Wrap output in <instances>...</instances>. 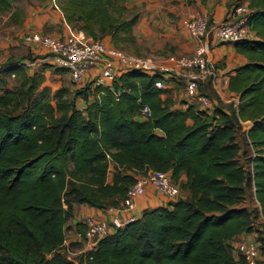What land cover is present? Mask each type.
<instances>
[{
	"label": "trees",
	"instance_id": "trees-1",
	"mask_svg": "<svg viewBox=\"0 0 264 264\" xmlns=\"http://www.w3.org/2000/svg\"><path fill=\"white\" fill-rule=\"evenodd\" d=\"M15 2L0 0V14L22 22ZM56 3L66 22L94 39L136 44L140 15L127 0ZM249 5L254 35L234 43L247 62L229 73L238 106L219 101L208 111L195 100L174 107L169 88L156 86L170 78L159 72L127 70L106 85L88 81L51 95L47 88L36 94L42 76L22 62L0 68V264H244L235 239L256 234V218L264 219V0ZM9 72L21 73V87H7ZM201 89L215 97L209 82ZM145 105L150 115L140 118ZM243 121L252 122L247 131ZM240 135L252 151L249 166L241 161ZM148 169L171 171L180 197L144 209L68 257L75 204L121 206ZM248 188L258 208L246 203ZM74 227L84 234L82 221ZM256 239L264 263V237Z\"/></svg>",
	"mask_w": 264,
	"mask_h": 264
},
{
	"label": "built area",
	"instance_id": "built-area-1",
	"mask_svg": "<svg viewBox=\"0 0 264 264\" xmlns=\"http://www.w3.org/2000/svg\"><path fill=\"white\" fill-rule=\"evenodd\" d=\"M52 6L59 10L56 0H52ZM250 15L249 2L238 0L228 9L225 20L215 26L210 25L208 12H199L187 17L186 29L195 41L194 53H172L166 58L126 52L103 39H94L83 30L72 27L66 20L64 32L60 35L30 30L25 34L24 40L31 46H42L49 53L48 58L53 63L67 69L76 87H81L88 81L106 85L122 72L132 69L149 74L159 72L166 76L176 75L181 78L188 96L195 99L201 109L212 111L219 101L238 106L240 98L237 92L229 88V73L221 71L216 61L209 56L210 34L214 32L213 35L215 34L217 38L230 43L252 37L254 32ZM88 71L91 72L88 73ZM207 82L215 91V97L201 91V85ZM156 86H166L165 81L157 80ZM138 115L140 118L149 116L148 106H143ZM244 124H247L244 129L247 131L252 122L243 121ZM147 184L155 185L174 200L180 197V185L173 179L171 171L148 169L146 173L138 174L137 180L127 189L121 206L116 208L135 209L137 197L145 192ZM114 210L116 209L104 210L105 217L96 215L83 217L84 234L82 236L89 247L87 249L95 247L100 238L137 217V213H134L122 218ZM235 251L244 258V264H261L260 242L256 238L236 241Z\"/></svg>",
	"mask_w": 264,
	"mask_h": 264
},
{
	"label": "crops",
	"instance_id": "crops-1",
	"mask_svg": "<svg viewBox=\"0 0 264 264\" xmlns=\"http://www.w3.org/2000/svg\"><path fill=\"white\" fill-rule=\"evenodd\" d=\"M237 1L238 0H195L189 2L188 0H127L126 4L129 7L135 4L137 12L140 15L134 26V33L138 35H152V30H150L152 28L149 29V27H152L150 24L159 25L165 28L164 31L168 34L171 41H173L174 45L178 46L176 53L193 54L195 51V41L187 32V17L199 12H210L212 25L215 26L225 20L228 9ZM246 1L249 2V0ZM64 21L63 14H61L59 10L53 9L51 1L46 7L43 5L38 12H34L33 10L26 12L22 23L24 22L25 28H29V30H38L44 33L48 32L50 34L60 35L64 32ZM160 21L164 25H162ZM58 23L62 28L61 33H59L60 30L57 32V29H59L58 27H60ZM145 29H147V31H145ZM29 30H25V32L27 33ZM213 33L210 34L211 52L209 56L216 61L221 71L227 73L235 72L237 66L247 62V57L243 53L237 51L234 43L223 41L217 38L215 34L213 35ZM150 35L145 37H149ZM103 40L107 43H112L110 38L104 37ZM28 45L31 46L30 44ZM31 49H33V46H31ZM89 72L91 71H88V73ZM167 77H170V84L168 83V86L174 91V95H172L175 100L174 107L184 109L189 103L195 101V99L189 97L186 92L182 93L177 91L178 87L184 84L181 78L176 75H168ZM203 88L205 89L206 86ZM246 126L247 124H244V129ZM171 201H173V199L161 192L155 185L147 184L145 186V192L137 197L135 209H113H116L114 211H116V213L118 212L119 216L122 218L134 213H137V216H139L146 208L167 205ZM105 213L106 211L85 203L75 204L73 217L67 222V225L71 227L68 229L70 234L67 235L66 233L64 249L68 251V253L79 254L83 250L89 248L83 236L75 229L74 224L78 221H82L84 216L96 215L105 217ZM254 237H256L254 233H244L239 235L235 239V242L240 239Z\"/></svg>",
	"mask_w": 264,
	"mask_h": 264
},
{
	"label": "rangeland",
	"instance_id": "rangeland-1",
	"mask_svg": "<svg viewBox=\"0 0 264 264\" xmlns=\"http://www.w3.org/2000/svg\"><path fill=\"white\" fill-rule=\"evenodd\" d=\"M51 1L52 0H16L15 5L24 11V19L26 12L30 10L38 12L39 10H41V7L43 5L46 7L50 4ZM129 8L132 12L137 11L135 4L130 5ZM9 16L10 12H4L0 14V68H2L7 62H10V64H12L11 62L17 61L24 64V68L27 73L38 72L42 76V79L40 81V84H38L36 88V94H39L42 88L49 89L51 95L61 87L69 90L77 88L74 85L69 72L64 69V67L59 66L57 63H53L51 59L48 58L49 53L42 46L33 45L34 49H31V46L26 43V41L24 40V36L26 34L25 30H29V28H25L24 22L22 23L13 21ZM160 23L164 25L161 21ZM58 25L60 24L58 23ZM150 26H152L149 27V29L152 28L150 29L152 30V35H138L134 33L136 37V44L133 46L131 43H128L121 49L129 53H135L139 55H154L155 57L159 58H166L169 54L176 53L178 46L174 45L173 41H171L168 34H166V32L164 31L165 28L160 27L159 25L156 26L152 24H150ZM58 28L59 29H57V32L60 30L59 33H61V25ZM145 31H147V29H145ZM147 35L150 36L145 37ZM106 37L108 39L110 38L109 36ZM29 62L32 63L28 65L25 64ZM4 77L7 80V87H21V73L9 72L6 73ZM164 81L167 88H169L170 94L174 95V91L171 89V87L168 86V83L170 84V79L168 78ZM177 91L185 93L186 88L184 84L179 86ZM209 92H211V90H209ZM77 105L82 107L84 105L83 100L78 99ZM239 140L242 147L240 154L241 161L246 166H249V154L252 151L242 135L239 136ZM247 194L248 195L246 203L251 207L258 208L260 202L255 198V195L253 194L251 188H248ZM255 228L257 230L255 236L264 237V219L262 216L256 218ZM66 233L67 235L70 234L68 230ZM63 251L66 252L71 258H76L78 255L68 253V251H66L65 249ZM261 264L264 263L261 262Z\"/></svg>",
	"mask_w": 264,
	"mask_h": 264
}]
</instances>
